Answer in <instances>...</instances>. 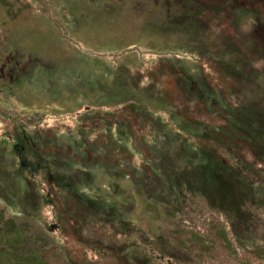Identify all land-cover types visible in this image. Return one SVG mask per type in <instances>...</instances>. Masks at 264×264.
Segmentation results:
<instances>
[{"label": "rangeland", "instance_id": "374dc122", "mask_svg": "<svg viewBox=\"0 0 264 264\" xmlns=\"http://www.w3.org/2000/svg\"><path fill=\"white\" fill-rule=\"evenodd\" d=\"M224 1L0 0V264H264V6Z\"/></svg>", "mask_w": 264, "mask_h": 264}, {"label": "trees", "instance_id": "16d2710c", "mask_svg": "<svg viewBox=\"0 0 264 264\" xmlns=\"http://www.w3.org/2000/svg\"><path fill=\"white\" fill-rule=\"evenodd\" d=\"M211 89V88H210ZM180 116H182V118H179V116H177V119L179 118L186 126L184 127L183 125H182V128H183V130H184V132H186L184 135H185V139L186 138H190V139H192V140H194V141H196V140H201L202 138H199L200 136L201 137H203V138H205L206 136L205 135H209L210 134V131H212L213 129H211V128H208V126H207V124H205V123H203V122H201V121H198V120H195V119H192V118H190V117H187V116H185V115H181L180 114ZM175 124H177V123H175ZM152 127H154V126H152ZM208 130H210L209 132H208ZM208 133V134H207ZM242 134V133H241ZM219 135V134H218ZM242 135H244V134H242ZM222 136V135H221ZM221 136H219L218 138V140H214V142H222V144L223 145H226L225 143H223V141L220 139V137ZM174 138V137H173ZM176 141L178 140V139H176V138H174ZM196 139V140H195ZM225 147H228V149H229V152L230 153H232L233 152V150L231 149V147H230V145H226ZM185 150H190V148H184ZM196 151V150H195ZM221 152V151H220ZM228 151H227V153L229 154V156L231 155L230 153H229ZM219 153V152H218ZM218 153H214V155H213V160H212V162H208L209 163V167H207L206 168V166L205 167H201L202 169H203V172H204V174L206 175V178H209V177H215V176H217V174H216V172H218L219 174H221L222 172H223V170L224 169H227V168H229V166L231 165V159L230 160H228L227 158L226 159H223L222 158V160H220V157L222 156V153L221 154H219V156H217L218 155ZM34 156H36L35 154H34ZM37 160H38V163H39V165H45V168H47V167H50L51 165H50V163H42L41 164V159L37 156V158H36ZM66 162H67V160H66ZM216 166H218L217 167V171L215 170V168L214 167H216ZM232 166V165H231ZM52 169V168H51ZM62 169V168H61ZM46 171H48V170H46ZM62 171V176H61V179L62 180H59V182H58V185H63L64 186V188L65 189H67V188H69V190H74V191H76V189H75V187H76V183H75V179H71V177L69 176L70 174H65V172L66 171H68V167H67V170H65V169H62L61 170ZM238 170H235L234 169V173H236ZM211 174V175H210ZM213 174H215V175H213ZM236 177H238V174H236ZM240 178V177H239ZM10 228L11 227H9L8 225H7V230L8 231H10ZM39 254H40V251H39ZM41 258H42V261H43V263H45V261H44V258H43V256L41 255ZM110 259V258H109Z\"/></svg>", "mask_w": 264, "mask_h": 264}, {"label": "bare ground", "instance_id": "6f19581e", "mask_svg": "<svg viewBox=\"0 0 264 264\" xmlns=\"http://www.w3.org/2000/svg\"><path fill=\"white\" fill-rule=\"evenodd\" d=\"M230 0H225L224 2L226 3V4H229L228 2H229ZM233 5V4H232ZM263 37V35H260V37H259V39H261ZM247 44H250V43H247ZM243 49H244V51H246V52H249L250 51V48H248V47H246V46H244L243 47ZM264 124V123H263ZM235 126V128H237V127H239V124L237 123V124H235L234 125ZM83 128L82 127H78L77 128V130H78V132L79 133H82V130ZM88 129V127H84V130H87ZM239 131H241L240 133H242V134H244V136H248L247 134H245V130L244 129H241V130H239ZM46 135H49L48 133L46 134ZM259 136V135H258ZM249 137V136H248ZM257 138H259L260 140H263L264 141V137L263 138H261V137H257ZM30 143V141L28 140V142H27V144H29ZM35 145H37L36 143H33L32 144V150L34 151V152H36V147H35ZM38 146V145H37ZM245 146H247V144L245 145ZM27 147L28 146H26L25 148L27 149ZM31 147V146H30ZM34 148H35V150H34ZM225 150V148L224 147H222L221 148V152L222 151H224ZM15 151H16V154H22L23 155V147H21V148H16L15 147ZM37 156L39 157V155L37 154ZM23 157L26 159V161L28 162V158L27 157H25L24 155H23ZM57 161V159H55V158H49V161H46V162H48V163H50V167H47L46 168V170H48V172H50V171H55V170H58L57 169V167H59V164L58 163H55ZM29 163V162H28ZM41 164H42V161H41ZM45 166V165H44ZM52 168V169H51ZM62 169H65V170H67V166L66 165H64V167H62ZM71 242L70 243H74L75 242V240H73V239H71L70 240ZM80 247V246H79ZM75 249H77V248H75V247H73V251L75 250ZM82 248L80 247V250H81Z\"/></svg>", "mask_w": 264, "mask_h": 264}, {"label": "water", "instance_id": "95a60500", "mask_svg": "<svg viewBox=\"0 0 264 264\" xmlns=\"http://www.w3.org/2000/svg\"><path fill=\"white\" fill-rule=\"evenodd\" d=\"M22 164H25V161H22Z\"/></svg>", "mask_w": 264, "mask_h": 264}]
</instances>
